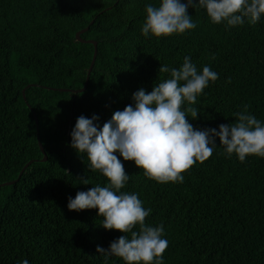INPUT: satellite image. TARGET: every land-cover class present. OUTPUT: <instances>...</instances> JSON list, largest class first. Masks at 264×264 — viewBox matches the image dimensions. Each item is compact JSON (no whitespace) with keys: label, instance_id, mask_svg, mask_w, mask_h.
Wrapping results in <instances>:
<instances>
[{"label":"trees","instance_id":"trees-1","mask_svg":"<svg viewBox=\"0 0 264 264\" xmlns=\"http://www.w3.org/2000/svg\"><path fill=\"white\" fill-rule=\"evenodd\" d=\"M149 2L157 0H0V264H103L96 246L123 233L103 229L96 209H67L68 198L107 182L68 146L69 133L77 117L95 114L102 126L140 87L150 92L167 76L159 64L179 67L187 55L219 74L192 105L194 128L235 122L245 106L264 122V17L226 30L189 8L195 29L144 37ZM86 27L79 38L97 48L87 87L59 91L84 85L94 46L75 36ZM216 143L183 183L149 180L117 154L130 175L121 191L151 208L146 225L164 227V264H264V158L241 163Z\"/></svg>","mask_w":264,"mask_h":264},{"label":"clouds","instance_id":"clouds-1","mask_svg":"<svg viewBox=\"0 0 264 264\" xmlns=\"http://www.w3.org/2000/svg\"><path fill=\"white\" fill-rule=\"evenodd\" d=\"M189 8L204 10L212 24L223 23L226 30L243 25L245 20L254 25L264 17V0H157L145 4L141 34L160 38L195 29ZM158 72L167 76L153 83L150 92L143 87L133 92L131 103L113 112L102 126L96 123L97 115H81L69 133L68 146L83 154L88 170L98 172L107 182L68 198L67 209H96L103 229L123 233L107 248L96 246L103 264L111 257L124 264H164L163 253L168 247L164 227L145 224L151 208L143 206L137 193L121 191L130 179L122 160L133 161L144 177L156 183H183L182 173L207 160L218 147L217 139L226 158L235 154L241 163L248 156L264 158V122L248 113L247 106L233 113L235 122L217 128H194L189 122L198 116L199 109L192 106L197 97L217 81L216 71L208 65L198 71L186 55L179 67L159 64ZM79 182L89 184L88 179ZM21 264L29 262L25 259Z\"/></svg>","mask_w":264,"mask_h":264},{"label":"water","instance_id":"water-1","mask_svg":"<svg viewBox=\"0 0 264 264\" xmlns=\"http://www.w3.org/2000/svg\"><path fill=\"white\" fill-rule=\"evenodd\" d=\"M92 22H93V21H92ZM92 22H91V23H92ZM87 29H88V27H86L85 29H83V30H81L80 32H78V33L76 34V36H75L76 39L79 40L80 42L91 43V44L94 46V48H93L92 59H91V62H90L89 68H88V70H87V74H86V78H85L84 85H83V87H82L81 89H79V90H64V89H59V91H68V92L78 93V92H82V91H84V90L86 89V87H87L88 80H89V75H90V72H91L92 67H93V65H94L95 58H96V54H97L96 42H94V41H83L82 39L79 38V35H80L81 33L85 32V31H87ZM29 86H32V85H29ZM29 86H27V87H29ZM27 87H26V88H27ZM26 88H25V89H26ZM23 93H24V92H23ZM33 116H34V121H35V125H36V130H37V142H38V146H39L40 151H41L42 154H43V158H42V160H43V161H46L47 158H46V155H45V152H44V148L42 147V145H41V143H40V139H39V135H38V121H37V118H36V116H35L34 113H33ZM29 164H30V163H28V164H26V165L24 166V168H23L22 171L20 172L18 178L21 176L22 172L25 170V168H26ZM12 183H13V182H9V183H5L4 185H8V184H12Z\"/></svg>","mask_w":264,"mask_h":264}]
</instances>
